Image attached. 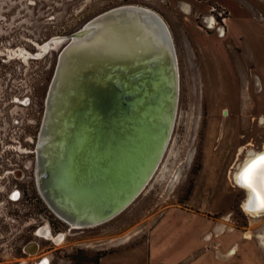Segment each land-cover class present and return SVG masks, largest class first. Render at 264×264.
Segmentation results:
<instances>
[{
  "label": "rangeland",
  "instance_id": "374dc122",
  "mask_svg": "<svg viewBox=\"0 0 264 264\" xmlns=\"http://www.w3.org/2000/svg\"><path fill=\"white\" fill-rule=\"evenodd\" d=\"M126 5L153 10L172 33L180 73L173 130L159 167L128 207L98 227L71 229L38 186L47 95L69 41L54 38ZM262 118L264 0H0V264H39L44 257L51 264H153L152 233L174 211L213 222L197 254L211 246L232 264L250 255L256 260L246 264H264V214L245 211L247 192L233 179L249 150H264ZM79 142L77 150L85 144ZM45 226L65 234L64 242L40 236ZM227 234L235 236L232 255L220 249Z\"/></svg>",
  "mask_w": 264,
  "mask_h": 264
},
{
  "label": "bare ground",
  "instance_id": "6f19581e",
  "mask_svg": "<svg viewBox=\"0 0 264 264\" xmlns=\"http://www.w3.org/2000/svg\"><path fill=\"white\" fill-rule=\"evenodd\" d=\"M126 6L129 11H121L125 6L117 7L114 11L118 13L92 22L90 30L68 41L49 89V106L37 150L38 184L54 212L72 229L98 227L128 207L159 167L173 130L180 73L172 33L153 10ZM182 6L187 10V4ZM207 22L211 29L216 28L214 17L207 18ZM220 31L225 36L226 30ZM104 70H116L122 86L128 82L130 93L136 91L132 81L141 76L153 78L159 71V83L149 85L158 97L147 102V96L131 113L124 111L110 88L118 87L117 81L112 80L114 76L105 78ZM80 100L86 103L79 104ZM152 112L156 113L155 123L149 126ZM67 122H74L75 130L72 141L69 138L71 153L62 161L67 145L62 137L70 127ZM80 137H84L85 144L77 150ZM98 155L103 162H99ZM261 158L264 150H249L233 177L247 192L243 208L255 217L264 214ZM43 236L53 238L46 227ZM260 237L264 241V234ZM32 248L36 250V243Z\"/></svg>",
  "mask_w": 264,
  "mask_h": 264
},
{
  "label": "crops",
  "instance_id": "0c3cea01",
  "mask_svg": "<svg viewBox=\"0 0 264 264\" xmlns=\"http://www.w3.org/2000/svg\"><path fill=\"white\" fill-rule=\"evenodd\" d=\"M213 227V222L209 219L199 216L191 215L189 213L169 212L164 216L163 220L155 227L150 242V258L153 264H179L188 259L186 264H232L233 258L221 259L216 257V249L207 246L202 250L206 242L203 241V236L208 233ZM187 238L183 239L180 244L177 240L181 239L184 235ZM208 235L211 236L209 239ZM207 235V239L212 242L213 236ZM235 236L227 234L221 239V251L225 252L233 246ZM176 246L170 248V246ZM208 243V242H207ZM232 250H237L234 247ZM256 260V255L248 256L243 263L253 262ZM235 264V262H233Z\"/></svg>",
  "mask_w": 264,
  "mask_h": 264
},
{
  "label": "water",
  "instance_id": "95a60500",
  "mask_svg": "<svg viewBox=\"0 0 264 264\" xmlns=\"http://www.w3.org/2000/svg\"><path fill=\"white\" fill-rule=\"evenodd\" d=\"M129 9L130 8H128V6H125V8L123 10H121V11H129ZM132 9H134V8H132ZM114 10H116V8L115 9H111V10H109L107 12H104L103 14H99V15L95 16L93 19H91L87 23H85L81 29H79L78 31L72 33L68 37H62V39H69L70 40L71 38H73V36L79 37L82 33L87 31L86 29H88L89 25L92 22L102 21V20H104V19H106V18H108L110 16H113L115 13H118V11H114ZM88 30H90V29H88ZM69 44H70V42H69ZM64 49L65 48H63L61 50V52H60V55H59V58H58V63H57L56 70H55V74L57 72V68H58V65H59L60 56H61L62 52L64 51ZM104 72H105L104 74H106L105 78H110L111 79L112 76H114L112 78V80L117 81L116 83L118 84V87H113L111 85L112 87L110 86V88H111L112 91L116 92L117 97H119V102H118L119 106L122 109H124V111L126 110L127 112L131 113L133 108H137L138 104L144 103V100H147V98H148L147 96H149V99H150V100H147V102L154 101L158 97V94H157L158 92H154L153 89L152 90L149 89L150 88L149 85L151 84L152 86H156L159 83V79L156 81V78L160 74L159 71H156V73H155L156 76L153 77V78L144 79V77L141 76V77H138L135 81H132V85L136 87L135 93H133V92L130 93L131 90H129L130 88L127 87L128 86L127 85L128 82L126 84H124V87L122 86V83H121V80H120L121 75L117 76V73H115L116 70L114 72L109 71V73H107V71L104 70ZM149 79H150V82H149ZM145 81H148V82L145 83ZM140 83L144 84L143 87L140 85ZM51 84H52V82H51ZM91 84H93V83H91ZM139 87H140V89H139ZM161 91H164V90L162 89ZM140 92H141V94H140ZM170 92H172V90ZM49 96H50V92H48V96H47V108L49 106ZM81 96H83V95H81ZM84 103H86V100H80V102H79V104H84ZM79 104H77V105H79ZM149 105H153V103L150 102ZM154 115H156V113L152 112L151 115L148 117L149 121L151 122V124L149 126H153V123H155V120L153 118ZM68 126H70L69 129L65 133V136L62 137V140L66 141V143H67V145L65 146V149L62 151V154H61L62 155V158H61L62 161L63 160L65 161V156L67 157V154H68V151H69V148H70V146H69V143H70L69 138L72 141V138L74 137L73 133H74V130H75V123L74 122H69ZM140 127H141V125H138V128H140ZM89 128H92V126L89 127ZM82 138H84V137H82ZM130 168H131V166H130ZM38 186H39V184H38ZM39 189H40V187H39ZM41 194L43 195L42 191H41ZM13 196L14 197H18L19 196V191H15ZM43 197H44V195H43Z\"/></svg>",
  "mask_w": 264,
  "mask_h": 264
},
{
  "label": "flooded vegetation",
  "instance_id": "af4514ba",
  "mask_svg": "<svg viewBox=\"0 0 264 264\" xmlns=\"http://www.w3.org/2000/svg\"><path fill=\"white\" fill-rule=\"evenodd\" d=\"M60 54V53H59ZM59 58V57H58ZM55 75V74H54ZM53 78H54V76H53ZM48 96V95H47ZM46 110H47V104H46ZM39 144H40V141H39ZM39 144H38V147H39ZM235 182V181H234ZM236 184V183H235ZM237 185V184H236ZM14 194V193H13ZM20 195V194H19ZM68 224V223H67ZM69 225V224H68ZM70 226V225H69ZM46 228H49L48 226H45ZM45 227H42V228H40L39 229V235L40 236H43V233H44V228ZM50 229V228H49ZM72 229V228H71ZM51 230V229H50ZM62 233V232H61ZM51 234H52V239H48V240H53V242L55 243V244H60V243H62V242H64V240L66 239V235L65 234H60V235H58V234H56V235H58V236H56V235H54L53 233H52V230H51ZM63 235V237L61 238L60 236H62ZM45 239H47L45 236H43ZM31 245H33V243H31L29 246H28V248H27V250H29V251H35V250H33V248L32 249H29V247L31 246ZM35 245V244H34ZM21 264H26V263H21ZM39 264H51V262H50V259L48 258V257H44L43 259H41L40 261H39Z\"/></svg>",
  "mask_w": 264,
  "mask_h": 264
},
{
  "label": "snow or ice",
  "instance_id": "6c2138e0",
  "mask_svg": "<svg viewBox=\"0 0 264 264\" xmlns=\"http://www.w3.org/2000/svg\"><path fill=\"white\" fill-rule=\"evenodd\" d=\"M260 163H261L262 166H264V158H261Z\"/></svg>",
  "mask_w": 264,
  "mask_h": 264
}]
</instances>
